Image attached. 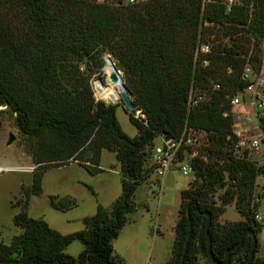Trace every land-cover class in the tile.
I'll list each match as a JSON object with an SVG mask.
<instances>
[{
	"label": "trees",
	"instance_id": "obj_1",
	"mask_svg": "<svg viewBox=\"0 0 264 264\" xmlns=\"http://www.w3.org/2000/svg\"><path fill=\"white\" fill-rule=\"evenodd\" d=\"M109 1L0 0V109L14 116L35 165L13 220L21 232L8 245L0 242V264H123L113 255L112 241L136 209L137 188L153 172L145 163L154 142L160 137L178 139L185 129L203 136L200 155L205 160H193L195 182L180 193L175 239L166 264H180L189 223L183 264H198L200 259L212 264L205 213L210 215L215 261L222 262L225 251L252 230L258 239L252 264H264V258L256 256L264 224L254 220L257 204L253 203L264 169L234 157L228 140L231 122L220 108L225 86L242 85L244 57L255 61L259 55L264 0H240L229 10L221 0L125 5ZM199 41L212 44V69L195 68ZM107 55L132 95L135 109L128 120L137 131L132 138L122 131L116 106L93 96V76L103 70L107 84L111 68ZM228 68L233 69L230 75ZM206 78L221 83L222 90L209 103L189 111L191 86L208 85ZM103 151L112 153L120 166L121 194L110 209L98 203L94 215L82 219L83 230L68 235L28 216L30 199L42 194L47 171L77 162L95 175ZM216 190H223L219 204L213 196ZM231 204L242 220L220 224L218 219ZM76 205L69 197H50L51 208L60 212ZM75 241L84 247L77 258L64 252ZM251 243V236H246L228 264H245Z\"/></svg>",
	"mask_w": 264,
	"mask_h": 264
},
{
	"label": "rangeland",
	"instance_id": "obj_2",
	"mask_svg": "<svg viewBox=\"0 0 264 264\" xmlns=\"http://www.w3.org/2000/svg\"><path fill=\"white\" fill-rule=\"evenodd\" d=\"M146 1L148 0H138L136 4ZM108 2L111 1L108 0ZM115 2L119 1L115 0ZM121 3L125 5L126 0H121ZM111 65V61L108 60L107 68ZM109 70L107 69L108 72ZM105 78L106 75L102 70L100 75H95L91 79L90 85L94 98L105 104L115 105L116 118L122 131L131 138L135 137L137 131L128 120L131 111L124 106L120 98L118 100L105 98L110 88V80L107 79V88L104 92H95V83L98 80L104 81ZM0 110H2L0 113V167L3 168L0 174V242L8 245L11 239L21 232L14 226L13 220L19 211L16 206L20 205L23 197L22 188L29 187L31 184L33 170L30 168H35V165L28 150L27 139L16 126L14 116L3 108ZM138 115L136 113L135 117ZM10 136L14 137V141L11 145H7ZM200 138L203 142V136ZM157 143L158 139L155 140L154 145ZM199 152L201 154L203 150ZM150 157L149 154L145 163L147 169L151 167ZM62 167L51 169L44 174L42 194L31 197L28 216L33 219H43L53 230L62 235H68L83 230L82 219L94 215L98 203L102 206L104 203L109 204L103 207L110 209L113 201L121 194V177L119 163L115 156L107 151L102 152L100 172L95 175L76 166ZM194 179L195 176L194 178L191 175L183 176L179 167L175 166L164 176V187L162 186L160 190L159 182L162 178L159 180L152 172L150 177L137 188L134 195L136 209L127 216L125 225L132 221L136 223L128 224L126 230L123 233L120 232L112 241L113 255L123 264H166L171 258L172 239L181 203L180 193L195 182ZM222 193L223 190H216L213 194L217 204H219L218 196ZM50 197L57 199L69 197L74 199L77 205L68 211L60 212L51 208ZM253 203L257 204L256 213L262 216L264 222V202L259 200L256 187ZM241 220L242 217L236 211L234 204H231L227 206L218 222L228 224ZM156 231L159 232L158 235L154 234ZM259 245L256 256L262 259L264 258V230L259 236ZM83 248L81 242L75 241L64 252L77 258ZM198 264L206 263L200 259Z\"/></svg>",
	"mask_w": 264,
	"mask_h": 264
},
{
	"label": "built area",
	"instance_id": "obj_3",
	"mask_svg": "<svg viewBox=\"0 0 264 264\" xmlns=\"http://www.w3.org/2000/svg\"><path fill=\"white\" fill-rule=\"evenodd\" d=\"M94 3H108V0H77ZM229 10L240 0H221ZM138 0H126V3L136 4ZM260 52L255 61L244 57L245 62L240 72V83L225 86L224 98L220 104L222 116L231 122V135L228 140L232 143L233 155L237 159L246 160L256 167L264 169V40L260 43ZM214 51L212 44L199 41L194 54L195 68L212 69ZM232 68H228L230 75ZM208 85L193 84L191 86L187 108L192 110L211 101L214 93L222 90V84L211 78H206ZM204 86V88H203ZM207 86V87H206ZM202 135L187 130L178 139L158 138V143L151 150V167L158 179L162 178L173 167L177 166L183 176L194 178L192 166L195 158L205 160L200 150L205 144L201 142ZM34 170V168H30ZM3 168L0 167V174ZM259 200L264 202V173L256 181ZM254 220L263 224V218L255 213Z\"/></svg>",
	"mask_w": 264,
	"mask_h": 264
},
{
	"label": "water",
	"instance_id": "obj_4",
	"mask_svg": "<svg viewBox=\"0 0 264 264\" xmlns=\"http://www.w3.org/2000/svg\"><path fill=\"white\" fill-rule=\"evenodd\" d=\"M106 57H108V59L112 63V67H113V70H114V75L112 76V80L115 81V80L118 79L117 68H116L115 63L113 62L112 58L109 55H107ZM121 81L123 83V89H122V92L120 94V99H121L122 103L124 104V106L128 110L133 111L135 109V106L133 104L131 92L129 91L128 88L125 87L122 77H121ZM98 82H101V81L98 80ZM13 141H14V137L10 136L9 139H8L7 145H11ZM204 216L207 218V221H206V241H207V255H208V258H209L210 262L212 264H228L229 263L230 254L232 252H234L243 243V241H244L246 236H251L252 243H251L250 250H249L248 257H247V260H246L245 264H252L253 258H254V255H255V253H254L255 252V247H256L257 242H258L257 236L254 234V232L252 230L245 231L241 235L239 241L235 245H233L232 247L228 248L225 251L224 260L222 262H217V261L214 260V258L212 256L211 236L209 234V227H210V224H211L210 215L205 213ZM191 229H192V225H191V223H189V230H188V234H187V237H186V240H185V243H184L180 264L184 263V257H185V254H186V251H187V248H188V243H189V240H190Z\"/></svg>",
	"mask_w": 264,
	"mask_h": 264
},
{
	"label": "bare ground",
	"instance_id": "obj_5",
	"mask_svg": "<svg viewBox=\"0 0 264 264\" xmlns=\"http://www.w3.org/2000/svg\"><path fill=\"white\" fill-rule=\"evenodd\" d=\"M104 59L106 61V57H104ZM117 72H118V79L114 81L112 80V76L114 75V70L111 65V68L109 70V76H108V79L110 80V88L105 94L106 99L118 100L120 98V94L123 89V83L121 81V77H122L121 71L117 69ZM94 86H95L94 89L96 92H104L107 88L105 81L97 82L95 83Z\"/></svg>",
	"mask_w": 264,
	"mask_h": 264
},
{
	"label": "crops",
	"instance_id": "obj_6",
	"mask_svg": "<svg viewBox=\"0 0 264 264\" xmlns=\"http://www.w3.org/2000/svg\"><path fill=\"white\" fill-rule=\"evenodd\" d=\"M73 167V166H76V167H78L79 169H84L83 167H81V166H79V165H77V163H75V162H73V163H70V164H68V165H66V166H64V167ZM61 168H63V167H61ZM119 173H120V169H119ZM166 175V174H165ZM164 175V176H165ZM164 176L162 177V180L159 182V180H158V182H159V189L161 190L162 189V186L164 187V181H163V178H164ZM188 187H189V185L187 186V188L186 189H188ZM185 190V189H184ZM183 191V190H182ZM115 200V199H114ZM114 202V201H113ZM103 204V203H102ZM109 204H106V203H104L103 204V206L105 207V206H108ZM159 217V216H158ZM131 223H133V224H135L136 222L135 221H132V222H130V223H128V224H131ZM127 224V225H128ZM127 225H125L123 228H122V230L120 231V232H124L125 230H126V227H127ZM154 234L155 235H158L159 234V232L158 231H156V232H154ZM134 235V234H133ZM174 239H175V234H173V239H172V244H173V242H174ZM171 257V256H170Z\"/></svg>",
	"mask_w": 264,
	"mask_h": 264
}]
</instances>
